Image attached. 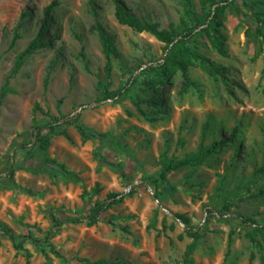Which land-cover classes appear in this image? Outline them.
I'll return each instance as SVG.
<instances>
[{
    "label": "rangeland",
    "instance_id": "obj_1",
    "mask_svg": "<svg viewBox=\"0 0 264 264\" xmlns=\"http://www.w3.org/2000/svg\"><path fill=\"white\" fill-rule=\"evenodd\" d=\"M52 1L0 0V93L16 54L42 39L11 76V91L0 104V220L17 242L30 233L43 239L55 229L49 241L62 256L46 241L25 239L17 250L0 230V264H94L99 259L187 264L191 243V264H260V246L247 237L253 224L245 222L264 225V36L255 34L260 22L252 9L243 0L224 9L220 31L227 55L212 46L202 27L195 30L187 46L226 70L211 75L207 65L192 58L186 72L196 85L181 92L184 71L162 73L165 43L121 24L116 3L142 22L160 28L172 24L181 31L183 17L192 25L182 2L58 0L47 22ZM195 2L200 10V0ZM261 2L255 8L264 16ZM102 32L113 38L110 76ZM16 33L20 37L14 41ZM101 80L120 93L102 99ZM36 103L55 115L80 113L92 136L84 139L70 126L71 140L52 139L47 150L38 149L28 161L31 170L10 174L9 163L20 164L25 154L13 147L14 140L32 138ZM216 142L222 145L208 152ZM199 152L206 153L201 164L163 172L165 159ZM52 159L71 175L40 171ZM112 192L120 194L105 213L113 223L68 220L85 216L93 202ZM58 220L63 221L55 227ZM187 228L200 229L202 236L194 240Z\"/></svg>",
    "mask_w": 264,
    "mask_h": 264
},
{
    "label": "trees",
    "instance_id": "obj_2",
    "mask_svg": "<svg viewBox=\"0 0 264 264\" xmlns=\"http://www.w3.org/2000/svg\"><path fill=\"white\" fill-rule=\"evenodd\" d=\"M182 2L185 7H188V11H190V18L192 21V25L189 26L186 19L183 17L182 22L184 24V28L181 31H177L174 26L171 24L169 28H160L158 23H151V22H142L132 11H130L126 6L121 3H116V16L118 21L121 24L128 25L133 27L138 31H148L156 36L159 40L165 43V50L166 56L163 58V63L161 64L163 76L168 77L172 73H174L177 69H182L184 71V83L181 87V92H185L188 90L189 86H195L196 83L190 79L186 72V66L191 59H197L207 65L208 72L211 75H215L217 73H222L226 70L225 67L220 66L208 58L200 55L197 52L192 51L187 46V41L194 36V32L197 28L202 27L210 39L212 46L221 54L227 55L225 46L221 39V20L223 18L224 9L227 6L234 7L233 0H200V10L196 8L195 0H179ZM245 5H248L254 14L257 16L260 25L256 28L255 34L257 36H264V16L262 13L256 10L257 4L262 3L261 0H243ZM58 5V0H53L51 4L48 6L47 12V22H48V15L52 12L53 8ZM250 34V30L247 31ZM20 34L16 33L14 37V41L19 38ZM101 41L104 47V53L107 57L106 63V73L110 76L112 70V63H111V54L113 52V38L112 36L106 33H100ZM42 39H34L31 41L23 50L16 54L14 58V64L11 70L10 75L6 78L5 84L2 87L0 93V104L2 103V99L7 95L8 92L11 90L8 88L9 80L11 76L17 74L23 65L27 62L29 57L38 49ZM48 80L46 79V86ZM110 82L101 80L99 82V88L102 93V99L113 98L115 95L119 94L120 92L117 91L111 92L109 91ZM62 103V100L59 101L58 104ZM70 126L76 127L80 133L82 134L84 139H88L92 136L91 133L87 131L83 124L80 123V113H77L73 116H66V115H55L50 113L47 110H44L39 103H36L34 106V114L32 118V138L30 141L26 142L24 140L15 139L13 142V147H19L25 150L24 158L22 162L18 165H14L13 163H9L7 167L10 171V174H14L15 169H26L31 170L27 163L31 160L38 149L47 150L51 145L52 139L58 136H64L67 139L71 140V137L68 133V128ZM100 136H104V134H100ZM22 137V135L20 136ZM222 145V142L214 143L208 150L211 152L215 150L218 146ZM206 157L205 152H199L196 154L191 155L190 157L181 159V160H172V159H165L164 160V171L169 170H176L182 166H197L201 164ZM110 165L116 167L122 176L125 175V172L122 168H119L114 162H108ZM45 168H50L56 172L61 173L62 175L69 177L72 172L62 163H59L57 160H47L40 171ZM261 171H264V164L260 168ZM164 174H162L163 176ZM148 184L150 186L155 185V181L151 177L146 178ZM264 195V190L261 191ZM120 194L117 192H112L108 195V198L102 201H95L91 204L89 211L83 217L79 218H69V221L72 222H79L85 221L88 225H94L100 221H107L108 223H113V217H107L105 215L106 211L112 206L113 203L119 201L117 197ZM158 197L157 194H155ZM180 219L184 223H188V218L183 214H178ZM63 220H58L55 224L59 226ZM245 222H250L253 224L254 227L253 232H247V237L252 241L257 243L260 246L261 254H260V264H264V225H259L252 219H248ZM0 230L5 232L10 239L13 241L14 246L17 250L23 248V244L25 239H31L35 243H40L42 241H46V243L50 246L51 252L58 256H62V254L54 247L53 244L49 241L55 235V229H51L48 234L43 238L40 239L34 236L32 233L29 235H24L20 239V241H16V236L11 227L0 220ZM188 234L194 238V240L199 239L202 236L200 229L198 228H187ZM258 235L260 239H258ZM195 249V244L191 243L187 246L186 253H185V262L187 264L192 263V254ZM94 264H130L121 261L117 262H109L107 260L99 259L94 262Z\"/></svg>",
    "mask_w": 264,
    "mask_h": 264
}]
</instances>
